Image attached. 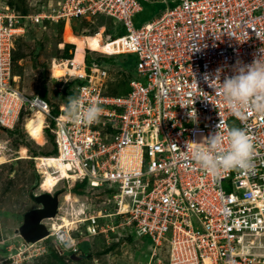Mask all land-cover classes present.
I'll return each instance as SVG.
<instances>
[{
	"label": "built area",
	"instance_id": "1",
	"mask_svg": "<svg viewBox=\"0 0 264 264\" xmlns=\"http://www.w3.org/2000/svg\"><path fill=\"white\" fill-rule=\"evenodd\" d=\"M162 1L167 7L141 28L134 24L142 10L139 0H58L50 14L36 15L67 24L109 15L123 34L104 30L102 43L112 45L110 53L137 57L136 76L122 95L105 94L109 72L98 58L89 70L74 74L84 83L75 86L72 96L82 97L83 106L95 102L103 109L90 125L73 121L66 114L68 103L57 115L42 96L16 90L11 50L21 29L15 26L17 16H1L0 125L14 129L23 117L42 113L44 130L55 136V158L71 170L75 165L107 197L104 203L113 212L104 215L107 211L94 205L83 232L76 227L80 236L73 224L51 230L54 239L66 233L72 240L71 249H58L79 255L88 235L122 226L151 239L147 264H162L163 245L167 264H264V113L249 108L237 114L204 79L219 69L222 81L233 74L237 61L250 64L261 55L264 0ZM66 66L77 67L74 60ZM192 108L196 122L188 115ZM221 121L225 147L234 127L250 136L249 170L213 176L186 152L188 141L202 142ZM227 185L235 191L228 192ZM102 218L110 221L99 223Z\"/></svg>",
	"mask_w": 264,
	"mask_h": 264
},
{
	"label": "rangeland",
	"instance_id": "2",
	"mask_svg": "<svg viewBox=\"0 0 264 264\" xmlns=\"http://www.w3.org/2000/svg\"><path fill=\"white\" fill-rule=\"evenodd\" d=\"M57 1L0 0V17L9 14L17 16L15 26L21 29L11 50L14 87L18 92L31 97H44L42 90H46L47 97L44 98L52 108L60 111L68 103L67 98L73 94V90H76L72 87L75 79L68 72L65 76L54 77V64L64 68L67 60L75 58L77 63L81 64V57L90 54L89 47L92 50L95 48L89 41L93 35L104 29L105 34L117 37L123 34V30L111 16L104 14L89 20L75 19L68 24L62 20L54 21L43 17L36 19L38 14H50L49 11L56 7ZM166 7V4H163L162 8ZM30 15L33 17H29ZM146 23L141 17L140 20L134 21L136 28H141ZM114 47H118V44ZM118 49L120 50V47ZM94 51L96 52H93V56L104 60L109 72L105 94L115 96L127 93L130 80L136 76L137 57L113 54L106 56L100 53L101 51L97 52L98 49ZM27 117L32 118L29 115L23 117L14 129H6L0 125V264H147V255L151 254L153 247L151 239L148 236L138 237L131 229H124L122 226L121 230L116 232L106 231L88 235V238L84 235L81 240H87L81 241L79 255L58 249V244L51 237V230L64 224V219L75 222H72V227L80 236V232H83L89 223V215L92 213L89 210H92L94 205L99 206V211H107L104 215L113 210L104 203L107 197L101 194L103 191L95 190L88 181L90 179L85 178L75 165H71L73 170L68 173L70 178L59 180L54 190L46 192L41 189L44 175L39 170L37 158L53 156L56 140L48 130L42 132L43 143L39 144L33 140L26 130ZM24 148L28 158L19 159ZM57 170L58 173L54 169L49 172L58 178L61 170ZM84 184L85 186H80ZM226 190L234 192L235 188L233 185H227ZM44 193L61 194L58 214L51 220L43 221L50 230L47 238L37 243H27L20 235L19 229L24 223L25 214L40 207L35 198ZM109 221L102 218L99 223L105 224ZM76 227L80 228V232ZM161 249L159 255L162 264H167L166 245ZM75 256L78 258L74 259Z\"/></svg>",
	"mask_w": 264,
	"mask_h": 264
},
{
	"label": "clouds",
	"instance_id": "3",
	"mask_svg": "<svg viewBox=\"0 0 264 264\" xmlns=\"http://www.w3.org/2000/svg\"><path fill=\"white\" fill-rule=\"evenodd\" d=\"M89 49L90 54L87 56H91L90 58L94 62L95 57L93 56V52L96 51L92 50L90 47ZM260 53L261 55L254 58L253 62L250 64H244L237 61V64L233 69V74L224 77L222 81L219 69L214 75L205 74L204 79L209 87L215 90V94L223 96L229 108L237 114H241L243 110L249 108L257 113H264V49H260ZM104 54L106 56H110L111 54L121 56L114 53ZM72 60L75 61L77 67L74 69L68 66L69 69H74L73 71L69 70L68 74L74 77L75 82L78 80V83L76 82L75 84L76 86L81 81L74 74H77V71L83 73L85 72V69L89 70L92 65L88 66V64H86V66H83L82 68V64H78L76 58ZM101 60L102 59L98 58L97 62H101ZM100 64H105V61ZM195 84L199 87L196 80ZM67 100L68 105L66 114L72 118L73 121L83 122L84 124L90 125L99 120L103 109L97 103L90 102L87 106H83L82 97L72 95L69 96ZM61 107L62 106H60V108ZM181 107L187 106L182 105ZM55 110L58 109L54 108L53 111ZM58 112L60 113L59 110ZM188 115L193 122H196L197 117L194 108L191 109ZM217 127V132L205 137L200 143L188 141L186 144V152L191 154L192 160L198 164L201 169L213 176H218L222 170H249L251 168L254 152V145L250 136L245 130L234 127L228 132V143L227 147H225L224 136L221 134L223 122L221 121ZM55 150L56 153L53 155L54 157L58 154L56 144L53 151ZM55 243L62 246L65 250H69L73 247L72 240L66 233H57ZM150 255H147V257L150 258Z\"/></svg>",
	"mask_w": 264,
	"mask_h": 264
},
{
	"label": "bare ground",
	"instance_id": "4",
	"mask_svg": "<svg viewBox=\"0 0 264 264\" xmlns=\"http://www.w3.org/2000/svg\"><path fill=\"white\" fill-rule=\"evenodd\" d=\"M104 34V29L101 31L97 32L93 37L89 39L90 44L95 47L94 49L98 51H101L103 53H110L112 52V45L109 43H102V38ZM93 49V50H94ZM76 62H78L76 60ZM65 63V62H64ZM66 72H69V67H64L62 68L61 65L54 64L53 67V76L54 77H59V76H65ZM79 74V71L76 72ZM45 128V116L42 113H38L36 116H33L32 118L27 119L26 122V130L30 137L33 140H36L40 143H43V130ZM27 150L24 148L22 149L21 156L19 159H26L28 156L26 155ZM38 160V165H39V170L40 172L44 175L43 181L41 183V189L46 191V192H51V190L60 182L59 180H64L67 177H69V171L71 170L69 165L60 163L59 160H57L54 156L51 157H46V156H41L37 158ZM61 170V175L60 177H55L53 173H50V169H54L56 173H58L57 169ZM54 190V189H53ZM73 198V196H72ZM70 199V198H69ZM51 220V219H47ZM64 222L66 223L67 226L71 225L73 221L69 219H64ZM75 223V222H73ZM55 225V224H54ZM58 228V225L56 226Z\"/></svg>",
	"mask_w": 264,
	"mask_h": 264
},
{
	"label": "water",
	"instance_id": "5",
	"mask_svg": "<svg viewBox=\"0 0 264 264\" xmlns=\"http://www.w3.org/2000/svg\"><path fill=\"white\" fill-rule=\"evenodd\" d=\"M60 195V193L54 195L44 193L36 197L40 207L25 214L24 223L19 229L20 235L27 243H37L50 235V230L42 222L57 216Z\"/></svg>",
	"mask_w": 264,
	"mask_h": 264
},
{
	"label": "crops",
	"instance_id": "6",
	"mask_svg": "<svg viewBox=\"0 0 264 264\" xmlns=\"http://www.w3.org/2000/svg\"><path fill=\"white\" fill-rule=\"evenodd\" d=\"M141 5H142V10L141 12L137 13L134 17V21L135 19L138 21L140 20V17L145 19L146 22H150L152 21L154 18H156L157 16H159V14L164 10L162 7H163V4H165L162 0H139ZM152 10L147 12V10ZM86 56L87 55H83L81 57V64H82V68L83 66H86L87 64V59H86ZM89 58V56H88ZM91 60V59H90Z\"/></svg>",
	"mask_w": 264,
	"mask_h": 264
},
{
	"label": "trees",
	"instance_id": "7",
	"mask_svg": "<svg viewBox=\"0 0 264 264\" xmlns=\"http://www.w3.org/2000/svg\"><path fill=\"white\" fill-rule=\"evenodd\" d=\"M90 57H91V56H90ZM90 57L88 58V56H87V64H88V66H91V65L94 64V62L92 61V59H91ZM90 59H91V60H90ZM103 61H104V60H101V63H103ZM89 64H90V65H89ZM76 82L78 83V80H76ZM76 82L73 83L72 87L75 86ZM81 83H84V82L81 81L80 84H81ZM42 93H43V96H44V97H45V96L47 97V91H46V90H42ZM44 97H43V98H44ZM44 99H46V98H44ZM46 100H47V99H46ZM54 113L57 114V113H59V112H58V110H55ZM52 153L55 154V153H56V150H55V151H52ZM80 186H85V184H84V185H80ZM35 199H36V198H35Z\"/></svg>",
	"mask_w": 264,
	"mask_h": 264
}]
</instances>
